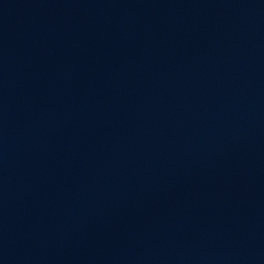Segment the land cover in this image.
<instances>
[{
	"label": "water",
	"instance_id": "water-1",
	"mask_svg": "<svg viewBox=\"0 0 264 264\" xmlns=\"http://www.w3.org/2000/svg\"><path fill=\"white\" fill-rule=\"evenodd\" d=\"M0 264H264V0H0Z\"/></svg>",
	"mask_w": 264,
	"mask_h": 264
}]
</instances>
